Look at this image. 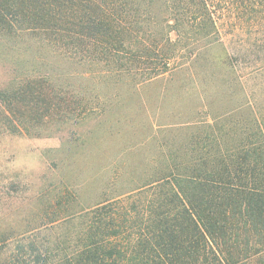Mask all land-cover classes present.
<instances>
[{
	"label": "trees",
	"instance_id": "obj_1",
	"mask_svg": "<svg viewBox=\"0 0 264 264\" xmlns=\"http://www.w3.org/2000/svg\"><path fill=\"white\" fill-rule=\"evenodd\" d=\"M196 69L229 102L163 173L85 209L64 187L38 227L0 220V264H264V0H0V142L77 119L72 70Z\"/></svg>",
	"mask_w": 264,
	"mask_h": 264
},
{
	"label": "rangeland",
	"instance_id": "obj_2",
	"mask_svg": "<svg viewBox=\"0 0 264 264\" xmlns=\"http://www.w3.org/2000/svg\"><path fill=\"white\" fill-rule=\"evenodd\" d=\"M72 72L69 88L84 111L77 119L65 125L54 119L39 137L0 142L2 226L48 222L52 217L41 218L45 202L55 203L64 187L85 209L158 177L194 133V123L229 102L216 87L202 84L199 69L138 85ZM250 88L256 97L258 88ZM55 212V219L63 216Z\"/></svg>",
	"mask_w": 264,
	"mask_h": 264
}]
</instances>
